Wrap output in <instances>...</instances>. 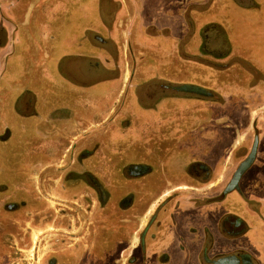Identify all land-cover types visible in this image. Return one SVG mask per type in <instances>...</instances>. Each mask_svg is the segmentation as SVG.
Segmentation results:
<instances>
[{
	"label": "crops",
	"instance_id": "obj_1",
	"mask_svg": "<svg viewBox=\"0 0 264 264\" xmlns=\"http://www.w3.org/2000/svg\"><path fill=\"white\" fill-rule=\"evenodd\" d=\"M238 2L0 0V142L13 141L14 147L23 149L27 137L38 139L31 130L39 125L41 106L48 112L61 111L49 122L57 127V140H66L90 124L106 122L104 129L111 130L127 110L138 113L132 92L138 89L135 82L141 71L148 80L154 79L155 72L167 70L179 59L182 67L195 66L192 59L204 53L210 61L201 65L206 90L221 95L211 105L216 120L205 121L204 128L198 121L192 124L196 126L190 130L193 136L184 144L190 149L189 161L221 171L217 179L226 189L229 172H235L253 148L254 157L236 187L222 192L227 194L221 196L220 207L203 199L200 206L181 199L176 224L161 226L167 230L161 246L153 248L156 241L151 239L150 250L156 249L166 264H174L173 260L195 264L203 247L207 263L264 264V32L249 36L248 30L249 19L264 20L263 13L255 11L264 0L241 1L245 8ZM216 28L225 32L229 56L224 60L238 58L229 66V84L210 74L217 72L213 68L217 59L226 56L210 47L214 41L209 30ZM73 45L84 58L80 66L70 55L62 62L60 53ZM180 51L188 53V59ZM248 64L252 71L247 70ZM131 67L133 82L128 83ZM193 84L198 85V80ZM151 85L144 82L139 90ZM67 109L68 118L63 115ZM225 138H231L229 146ZM192 184L202 197L212 186L211 182ZM158 218L162 221L164 216ZM154 228L153 224L150 230ZM175 242L183 249L175 248Z\"/></svg>",
	"mask_w": 264,
	"mask_h": 264
},
{
	"label": "flooded vegetation",
	"instance_id": "obj_2",
	"mask_svg": "<svg viewBox=\"0 0 264 264\" xmlns=\"http://www.w3.org/2000/svg\"><path fill=\"white\" fill-rule=\"evenodd\" d=\"M238 1L236 4L245 8L241 2L244 0ZM257 7L255 11L264 15V4H257ZM248 28L249 36L263 33L264 20L249 19ZM209 34L210 41L214 42L211 46L206 45L213 53L226 55L217 59L219 63L213 67L217 72H210L211 77L215 74L214 80L229 84V66L238 58L234 56L224 60L229 56L225 32L216 28L210 29ZM179 54L185 59L189 57L183 51ZM203 54L191 58L196 62L195 66L186 63V67H182L179 59L167 70L155 72L154 79L148 80L141 71L135 82L138 89L132 92L138 113L135 114L133 109L127 110L111 130L104 129L106 122L90 124L66 140H57V127H50L49 122L61 111L53 109L48 112L46 106H41L38 108L39 125L32 130L28 127L38 139L27 137L23 149L14 147L13 141H1L0 233L5 232L8 247L12 249L18 244L16 242L22 241L16 230H33L35 227L42 235L40 240L47 236V230H61L54 234L57 240L42 252L40 264H166L168 261L162 259V255H156V249L150 250V241H156L153 248L161 246L162 233L167 231L164 228L176 224L175 212L181 206V199L195 202L197 206L203 199L220 207L221 196L227 194L222 195L225 186L221 187V180L217 179L222 172H213L204 164H198L197 160L189 161L190 149L184 146L193 136L190 130L196 127L192 126L194 122H200L204 128L205 121L216 120L211 105L214 98L216 101L220 99L221 93L206 90V74L201 65L210 61ZM249 69L253 70L250 64ZM132 76L131 67L128 83L133 82ZM194 80H198V85L193 84ZM248 80L252 81L250 76ZM144 82L152 83L151 89L139 90ZM222 111L230 110L223 108ZM67 112L69 114L65 112L63 115L68 118V109ZM27 132L30 136L31 132ZM195 149L200 150L201 147L196 146ZM246 157L247 154L243 158ZM233 173L229 172L228 181ZM209 182L212 186L206 188L208 192L204 197L195 187L189 186L190 183L204 185ZM95 199L101 217L94 220ZM51 202L60 207L52 206ZM80 204L86 207L85 214L81 216L77 214ZM162 216L164 219L161 221L158 217ZM52 223L56 226L48 228L47 224ZM157 223L160 227L156 229ZM78 224L83 230L80 234L73 231L77 230ZM153 224L155 228L150 230ZM190 230H197V227ZM130 233L135 240L130 245L134 249L133 254L123 257L125 249L122 247L117 258L109 262L105 251L109 252L112 246L119 247L121 242L129 240ZM211 241L212 238L208 245ZM22 244L23 249L30 250L26 247L29 242ZM172 245L183 249L180 243ZM38 246L37 250L45 248L43 244ZM95 251H101L103 255L95 258ZM204 252L205 247L195 264H212L204 260ZM173 262L179 264L181 261ZM0 264H6L1 257Z\"/></svg>",
	"mask_w": 264,
	"mask_h": 264
},
{
	"label": "rangeland",
	"instance_id": "obj_3",
	"mask_svg": "<svg viewBox=\"0 0 264 264\" xmlns=\"http://www.w3.org/2000/svg\"><path fill=\"white\" fill-rule=\"evenodd\" d=\"M75 46L76 45H73V47L69 48L67 52L62 51L60 53V55L63 57V59H62L63 63H64V61H66V60H64V56L70 55V56H72L71 60L73 62H75V65H76V62H77V65H79V66L81 65L82 60L84 58L81 57L79 54H77L78 52L74 49ZM63 47L66 48L67 44L63 43ZM79 52H81V51H79ZM81 53H83V52H81ZM224 141H225L224 142L225 146H229L231 143V138H225ZM242 141H240V142H242ZM46 204L48 205L50 203L46 202ZM51 204H53L52 206H55L56 208L60 207L59 205H57L55 203L51 202ZM93 205L95 206V208L93 211L92 219L95 220V219H97V217H99V218L101 217V215H99L97 212L98 203H97L96 199L94 200ZM80 206H81V204L79 205V207H77V214L79 216H81V214H85L84 209H86L85 206H81V207ZM51 210H53V209H51ZM80 225L81 224H78L79 227L77 228V230L73 229V231H75L77 234H80L81 233L80 231L83 232V230H80ZM55 226L53 223L47 224L48 228H54ZM32 228H33V230H16L20 233V236L22 237V241L16 242L18 244L17 245L15 244L12 247V249H11V247H8V245L5 242V232L3 234L0 233V257L2 258V260H4L6 262V264H40V260L42 258V252H44L45 250H47L50 247L51 242H54L57 240L56 239L57 235H54V234H58L61 231V230H51V229L47 230L46 231L47 236H45L44 240H40L41 236H42L39 234L40 230H37L38 228H35V227H32ZM131 233H133L132 230H131ZM131 235H132L131 238L129 240H125V241L121 242L119 244V247H117V245H114V246L111 245L112 247L110 248L109 252L105 251V258L108 259L109 262H112L113 258H117L118 250H120L122 247L125 249L123 257L127 258L128 256H130L129 254H133L134 249H132V247L130 245L135 243V240L133 238L134 237L133 234H131ZM16 236H17V234H16ZM93 237H94V235H93ZM23 242L24 243L29 242V245H27L26 247H30V250H25L22 248V247H24L22 244ZM39 243H41V245L43 244L45 246V248H43V250H41V248H39V250H37V246L38 245L41 246ZM17 248H22V249H17ZM108 254H109V256H108ZM101 255H103V254H101V251H95L94 252L95 258L98 256H101Z\"/></svg>",
	"mask_w": 264,
	"mask_h": 264
},
{
	"label": "water",
	"instance_id": "obj_4",
	"mask_svg": "<svg viewBox=\"0 0 264 264\" xmlns=\"http://www.w3.org/2000/svg\"><path fill=\"white\" fill-rule=\"evenodd\" d=\"M254 152H255V149L253 148L250 154H248V156L239 164L238 168L236 169V171L234 172L232 176V179L229 182V185L224 190L225 192L236 187L241 174L245 171V169L249 166L250 162L252 161L254 157Z\"/></svg>",
	"mask_w": 264,
	"mask_h": 264
}]
</instances>
